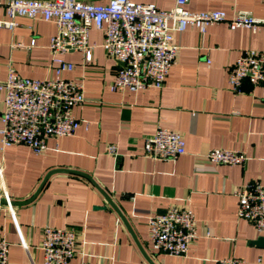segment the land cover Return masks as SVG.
I'll return each mask as SVG.
<instances>
[{
	"label": "crops",
	"instance_id": "1",
	"mask_svg": "<svg viewBox=\"0 0 264 264\" xmlns=\"http://www.w3.org/2000/svg\"><path fill=\"white\" fill-rule=\"evenodd\" d=\"M132 1L162 10L175 3ZM185 7L229 16L246 10L264 18V0H187ZM6 19L0 3V20ZM14 22L0 26V82L8 67L23 77H54L48 43L55 24L25 16ZM102 41V32L90 28L89 63L80 51L59 55L74 65L62 77L83 82L85 102L73 108L83 124L74 135L47 139L42 153L23 144L0 150V237L9 243L8 264H42L45 226L76 230V253L67 264H215L231 255L245 264H264V247L255 243L264 228L257 231L238 218L234 194L245 183L264 185V86L246 79L236 93L228 85L229 70L243 50H264V29L230 30L225 23L204 32L187 27L175 35L179 49L163 86L135 92L108 88L117 66ZM3 98L0 88V115ZM159 126L181 133L184 154L172 160L144 156L145 137ZM111 144L115 155L107 152ZM212 148L241 151L246 158L234 165L212 163L206 157ZM184 205L195 214L197 232L187 254L154 250L147 217Z\"/></svg>",
	"mask_w": 264,
	"mask_h": 264
},
{
	"label": "built area",
	"instance_id": "2",
	"mask_svg": "<svg viewBox=\"0 0 264 264\" xmlns=\"http://www.w3.org/2000/svg\"><path fill=\"white\" fill-rule=\"evenodd\" d=\"M186 2L175 0L173 7L162 10L154 3L132 0H108L105 4L84 0H0L8 17L0 20V26H13L18 16L39 18L56 26L48 43L52 61L56 63L55 76L23 77L8 67L5 80L0 82L4 90L0 150L23 144L35 153H42L47 149V139L74 135L83 124L73 114V108L85 102L83 82L62 77L74 65L59 55L76 50L82 52L85 63L91 62L90 28L103 34L102 46L117 66L108 88L119 92L161 88L179 49L175 35L187 27L204 32L208 26L225 23L230 30L246 28L255 33L264 29V18L250 11L237 10L230 16L223 10L191 11L185 7ZM31 43L34 44V39ZM246 79L253 85L264 86V50L245 49L236 58L228 73L229 88L240 93ZM116 151L115 145H108L109 154L115 155ZM143 151L144 156L152 159L172 160L185 153V140L180 132L159 126L145 137ZM206 157L212 163L229 165L240 164L246 158L243 152L227 148L209 149ZM234 194L238 218L252 222L257 231H262L264 185L245 183ZM2 197L12 211L6 190ZM146 226L152 248L167 255L185 256L197 238L196 218L189 205L151 214ZM76 242L74 228L45 226L39 245L42 264H67L76 253ZM22 246L27 247L25 243ZM8 252L9 243L0 237V264H8ZM215 264H245V261L231 255L216 260Z\"/></svg>",
	"mask_w": 264,
	"mask_h": 264
},
{
	"label": "water",
	"instance_id": "3",
	"mask_svg": "<svg viewBox=\"0 0 264 264\" xmlns=\"http://www.w3.org/2000/svg\"><path fill=\"white\" fill-rule=\"evenodd\" d=\"M256 244H258L259 246L264 247V237H259L256 241Z\"/></svg>",
	"mask_w": 264,
	"mask_h": 264
}]
</instances>
